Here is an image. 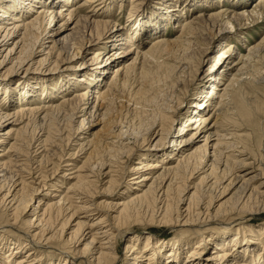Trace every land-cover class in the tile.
Segmentation results:
<instances>
[{"label": "bare ground", "instance_id": "obj_1", "mask_svg": "<svg viewBox=\"0 0 264 264\" xmlns=\"http://www.w3.org/2000/svg\"><path fill=\"white\" fill-rule=\"evenodd\" d=\"M126 3L128 24L113 15L116 5ZM253 3L246 9L248 0H0V175L8 181L0 187V207L8 217L0 223V241L2 232L17 224L27 228H18L24 237L10 242L7 250L0 249V264H42L48 248L57 251V261L50 259L47 264H60L61 258V264H76L74 259L77 264H116L117 227L126 237L122 256L126 264H264V224L250 222L264 219V147L261 167H255L258 171L252 175L245 169L251 164L247 158L237 160L238 153L224 152L242 139L238 111L243 75L264 65V38L262 43L247 44L252 52L244 53L241 46L246 42L241 36L264 22V0ZM199 6L203 9L190 14ZM174 18L178 35L166 40L165 26ZM148 41L151 45L140 49ZM213 44L219 48L209 58ZM152 61L155 71L153 64L146 68ZM208 61L211 65L204 70ZM153 72L155 78L166 79L172 91L163 95L143 129L128 133L116 122L96 142L90 138L94 122L106 118L109 126L115 122L112 112L118 94L134 85L136 77L147 81ZM199 77L200 82L209 80L185 108L189 89ZM160 80L152 78L146 87ZM143 88L136 94H144ZM41 98L48 100L35 102ZM182 114L184 123L171 137L174 121ZM61 118L81 120L72 133L80 142L66 165H73L72 157L79 151L85 153L82 164L69 173L72 168L64 166L60 176L58 166L51 177L57 182L30 170L20 173L22 160L32 151L46 149L51 141L44 126ZM37 122L40 130L34 129ZM131 134L137 138L132 144ZM36 141L40 147L34 149ZM144 142L148 146L131 169L134 181L127 182L114 202L102 201L114 214H100L88 197L97 193V183L107 176L104 189L116 194L119 182L111 164L128 157L135 147L143 149ZM199 169L203 175L192 186L186 208H179L181 198L172 208L164 196L173 190L176 178ZM202 183L210 190L207 197L198 193ZM46 186L51 188L28 208L34 192ZM213 190L217 194L212 195ZM151 204L163 208L160 221L175 223L170 240L154 239L147 229L121 230L142 222ZM80 213L97 216L89 222L88 215L77 219ZM61 214L65 217L60 222ZM75 219L68 233L65 227ZM210 244L212 250L206 254Z\"/></svg>", "mask_w": 264, "mask_h": 264}, {"label": "rangeland", "instance_id": "obj_2", "mask_svg": "<svg viewBox=\"0 0 264 264\" xmlns=\"http://www.w3.org/2000/svg\"><path fill=\"white\" fill-rule=\"evenodd\" d=\"M254 1L255 0H248V4L246 5V9L247 8L248 9L253 8L255 5V3H253ZM152 6H154V5H152ZM240 6H242V5H238V7H240ZM129 7L130 6L127 5V3H126V5L124 4L120 8H119V6L116 5V8L113 11L114 18H116L117 21L119 20V22H122L124 24H128L131 21V20H127V12H128ZM201 8H202V6H199V8L194 9L193 11H190V14L193 12H196L198 9H201ZM208 11H211V10H207V12ZM31 14H32V12H30L29 15H31ZM137 18H142V17L138 16ZM248 22H250V20ZM175 25H176L175 18L170 19V21L166 24V26H165L166 33L164 35L165 36L164 38L166 40L167 39H174V38H176L175 36L178 35L176 33V31L178 29L175 27ZM247 25H250V24L247 23ZM231 32L233 33V31H231ZM263 33H264V22L255 26V28L251 27L247 33L242 35L241 39L244 38V41H246L244 45H241L243 47L242 48L243 52L247 53L249 51H251V52L253 51L252 49L249 50V47H247L248 43L253 42L254 45L258 44V43H262V39L264 38ZM263 41H264V39H263ZM143 44L140 47V49L141 48L147 49L151 45V44H149V41L146 42L145 45H143ZM240 44H241V41H240ZM217 48H219V47L216 44H213L211 46V51L209 52V55H208L209 58L210 57L212 58L214 53L218 50ZM87 57H89V55H87ZM205 59H207V57ZM255 61H256L255 59H254V61L252 60V62H255ZM208 62L204 63V65H203L204 70H207V68H209V66L211 65V63L210 62L208 63ZM144 63L146 65L147 62H144ZM148 63H150V64H147L148 66H146V68L150 67L153 64L151 66V68L153 69V71H155L154 70L155 68L153 67L155 64L153 63V61L148 62ZM145 65H144V67H145ZM113 67H114V65L112 66L110 72L111 71L113 72ZM262 67L263 68H261V69L263 71H261V69L260 70L256 69L257 71L259 70L258 71L259 74L257 73V71L254 72L252 70L251 71L252 73L250 72L249 74L243 75V77L246 80L243 83L242 92L240 93L241 94V105H240L239 111H238V114H239V122H238L239 125L238 126L239 127L241 126L239 133L242 134V136H241L242 139L240 141L237 140L236 143L233 142V144H231V146L229 148H226V147L224 148V150H225L224 152H226V153L228 151L229 152L231 151L233 154L238 153L236 156L237 160L238 159L242 160V158H247V162L249 161V163H251V164L249 165V167H246L245 169L248 172L252 171L250 175L256 173L258 171L257 169L259 167H261V165H260V163H261L260 158H261V153H262L261 150L264 147V65ZM151 75H152V77H151ZM151 75L148 78L149 81L148 80L145 81V79L143 80V78H140V76H138V75L137 76L139 79L136 77L135 78L136 80H135L133 77V73H131L129 75L130 79L132 78L131 82L134 83V80H135V83H134V85L132 84V86L130 84L131 87L129 86V88H127L128 90L125 89L126 91L124 90L122 93L120 92L121 94H118L119 98H118V100H116L117 103H115L116 105H114V111L112 112V117L115 120V122L110 123V126H109L108 118H106L105 120H102L101 122L98 120V123H97V121L94 122L93 124H95V125H93L90 129V133H91L90 138L93 137L94 141L96 142V139H98L99 137H104L106 135L107 129H110V127L112 125H114L116 122H118V125L120 127H123L124 130H127L128 133H134L135 131L139 130V127H140V129H143L144 125H146L144 123H145V121H147V118L149 116L151 117L153 115L152 110L156 111L157 106L161 104V100L163 98V95H166L167 92L171 93V91H172L171 86L166 79H164V81L166 80L167 82L166 81L164 82L163 78H155V76L158 77V75H156L155 72H153V74L151 73ZM150 78L151 79L153 78L156 80L161 79L160 80L161 82L160 81L159 82L154 81L155 83L158 82V83H156L157 85L154 83L155 84V85H153L154 87L153 86L151 88L146 87V86H149V84H150V80H151ZM200 78L201 77H199L197 80H195L194 81L195 83H193V85L190 87V89H189L190 95L187 97V102H184L185 108H187V106H189V102H191V100H193V98L195 97V94L199 90V86H201L204 82L206 83V81L209 80V78H207L206 80H204V82H200ZM256 80H258V82ZM142 81H144V82H142ZM166 84L169 86H167ZM162 85L164 87H162ZM141 86H142V88L145 87V88H143V89H145V92H144V94L139 96L138 94H136L135 91ZM0 93H1V91H0ZM153 98H155V99H153ZM61 99L62 98L58 97L57 102H60ZM1 100H2V97H0V102H2ZM43 100H48V99H42L41 98V99L35 100V102H38V104H40V102H42ZM156 102H158V103H156ZM1 105L2 104H0V106ZM14 105L17 106L18 104H14ZM14 105L12 104V106H14ZM15 106H14V108H15ZM119 117H120L121 121H120ZM68 121L69 120H66V119L62 120V118H61V120L58 122V120L56 119L52 123L46 124L44 126V130L46 131L45 133L46 134L51 133V135H50V136H52L51 141L50 142L48 141V143L46 144V146H47L46 149H44V147H41L44 149V151L41 148H39L37 150L38 152L32 151L33 153L29 155L31 159L26 158V159L22 160L23 162L21 161L22 162L21 167H23L24 170H20V173H22L23 175H26L27 174L26 171L30 170V172L36 174L35 176H40L41 178L45 179L48 182L49 181L51 182V180H53V182H57L56 179H58V178L52 179L51 177L56 176V174H54V171L58 166H60V167H58V176H60L63 173L60 171L62 169H64L65 167H66V169H69V168H72L74 165L77 166V165L82 164V161L84 160L83 155H85V153H82L81 151H79V152L75 153V155L72 157L73 158V160H72L73 165H66L67 164L66 159L69 160V158H70V157H68L69 153L74 152L76 147H78V143L80 142V141L75 140L76 138L73 137L72 133H73V129L80 125L81 120L76 119L74 121H69V122ZM183 121H184L183 120V114L178 116L175 119L173 129L171 131V135H172L171 137L177 136L175 130H177V127L181 123H184ZM39 124L37 122L38 126L36 125V128H34V129L40 130V127L42 125H39ZM48 125H49V127H47ZM51 125L53 127L54 126L55 127L52 128ZM8 127H10V125L7 126L6 128H8ZM50 129H52V130H50ZM94 134H95V137H94ZM229 135H231V134H229ZM229 135H227V138L229 140H233V139L229 138V137H231ZM57 136H59V138ZM130 137H132L130 140V141H132L131 142V144H132L133 140L136 141L135 139H137V138L135 137L134 134L133 135L131 134ZM157 138H158V136L156 137V139ZM141 139L139 136L138 137V143H141ZM169 139H171V138H169ZM125 141H127V140H125ZM154 142L155 141H153V143ZM146 145H147V142L142 143L141 146L143 147V149L138 150V148L135 147V149L129 154L128 157L121 158L120 160H118L119 162L117 164H114V163L111 164L112 168H114V170H115L114 174L118 177V182H119V186H118L116 194L110 195V193L108 191H105V189H104L106 184H107V180L109 179V176H107V177H105V175L102 176V177H105L104 180H101L100 182L97 183V187H96L97 193L88 197V199L90 198L89 200L93 201L92 205L94 206V208L95 207L97 208V210L100 214H105L106 211H107V214H110L109 215L110 217H111V212H112V214H114V212L110 211V209H108L103 204L102 201L106 200L107 202H114L115 200H117V198H119L121 196L123 189H125L124 187L127 186L126 185L127 182L130 183V182L134 181V179L131 178L133 176V174H131L132 173L131 169H132L133 165L135 164V162L138 161L140 153L144 151V148H146ZM194 145H192V147ZM37 146L40 147V145H38V141H36L34 143V149L37 148ZM50 146H51V148H50ZM85 148L87 149V146ZM34 149L32 148V150H34ZM161 149H163V151L167 150L168 145L167 144L164 145V147ZM212 150H213V148H210L211 152H212ZM236 150L237 151L243 150L244 152L239 154V152H237ZM60 161H62V162H60ZM97 164L98 163H96L94 165L95 166L94 171L98 170ZM257 166H258V168H255ZM73 168L69 169L66 173L73 171ZM59 169H60V171H59ZM108 169L109 168L107 167L105 170H108ZM202 175H203V170L199 169V170L193 171L192 175H190L189 171H188L186 174H184V176L178 177V178H176V180L174 179L175 181H174V185L172 187L173 190H171L169 192V194L167 195L168 197L164 196L165 201L169 202V204L172 206V208H174L177 206V203L179 202L178 201L179 198H181V200L184 199L183 202L181 201L178 204L179 208H181V210H184L188 204L189 197L194 190V187L192 188V186H195V184H197L199 182V178ZM3 178L4 177L0 175V180H1L0 187H1V184L4 183L6 185L8 182L7 180H4ZM179 178H180V180H179ZM205 183L198 185V193L202 194L201 196H203V197H207L210 193V190L207 189L208 186L205 185ZM34 185H37V184H34ZM131 185H133V184H131ZM187 185H188V187H187L188 189L187 188L184 189V192L180 191L181 188H183V187L185 188V186H187ZM219 186H217V188H216L217 191L219 189ZM133 187H134V185H133ZM49 188H51V187L46 186L44 188H39L37 191H35L34 192V198L31 202H29L28 208H31L33 203L37 204V199L42 198L44 196L43 194H45V192H47L49 190ZM61 189L66 191L67 188L64 187ZM217 191L213 190L214 194H212V195L217 194L216 193ZM59 193H61V192H58V194ZM62 195H63V193H62ZM75 201L77 204L81 203L76 199H75ZM152 206H154V207H152ZM149 207L146 209V213L144 215L145 222H144V220H142V222L141 221H136V222L134 221L132 223H129L126 226H123V227L120 226L122 228V229L121 228L120 229L121 230H123V228L124 229H126V228L147 229V231L153 235L154 239L161 237L165 240H170L174 234L175 223H173V222L172 223H170V222L165 223L163 221H160L161 218H160L159 214L161 213L162 207L159 208V206L155 205V204H153V205L151 204ZM152 210H154V211H152ZM63 213L65 214L66 212H63ZM150 213L152 215L155 213L154 214L155 218L153 221H151V220L149 221V217L151 215ZM85 215H88V214L80 213L78 215V217H76V218L77 219H79V218L84 219ZM88 216H89L88 220H89V222H91L92 219H95L97 215L92 216V214H89ZM64 217H65V215L61 214V217L58 218V221L61 222L64 219ZM23 218L26 219L27 217L24 216ZM73 218H75V217H73ZM7 219H8V217L5 214V209L3 207H0V223L6 222ZM77 219L72 220L71 225L68 224L67 227H65V229H67L68 233L72 229H74L71 226H73V223L74 224L76 223ZM142 219H143V217H142ZM263 221H264L263 217L260 216V217H257L256 219H254L253 221H250V222L262 225V224H264V223H262ZM18 225L19 224L15 225L16 228H10L9 230L2 232L3 237H1L2 240L0 241V249L1 250L3 247L6 248L5 250H7L10 242L16 241L17 238H19L20 236L24 237L22 232L19 233L17 231V229L23 228L22 231H25V230H27V228H26V226H23V225L18 226ZM115 232L118 234L117 237L115 238V241L117 242V251H118V255L120 256L116 264H126L123 262V257H124L125 249H126L125 248L126 247V241H124V240L126 237L124 236L123 233L119 232V227H117L115 229ZM4 234H6V235H4ZM142 243H143V241H142ZM5 246H7V247H5ZM82 246H83V244H82ZM66 247H67V245H66ZM212 247H213L212 244H210L208 246V252L206 254H209V252L212 250ZM42 255H43L42 258L46 261V262H43L42 264H47L50 259H52V261H57V251H55L53 249L48 248L47 250H44ZM60 261L62 263L63 259L61 258ZM74 262H76V264H77L78 260L74 259Z\"/></svg>", "mask_w": 264, "mask_h": 264}]
</instances>
